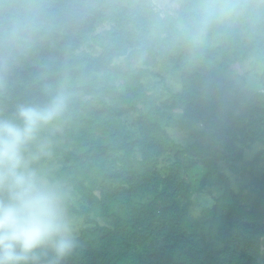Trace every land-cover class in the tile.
<instances>
[{
  "label": "trees",
  "instance_id": "obj_1",
  "mask_svg": "<svg viewBox=\"0 0 264 264\" xmlns=\"http://www.w3.org/2000/svg\"><path fill=\"white\" fill-rule=\"evenodd\" d=\"M23 2L0 0V26ZM84 43L73 29L53 34L0 74V114L38 102L41 78L68 58L86 73L103 71L102 56L74 54ZM237 56L233 48L190 68L168 64L179 88L156 70L85 88L48 160L76 199L70 214L84 221L67 264H264V105L231 81ZM154 76L166 93L155 91ZM206 193L222 202L219 232L217 205H197Z\"/></svg>",
  "mask_w": 264,
  "mask_h": 264
},
{
  "label": "clouds",
  "instance_id": "obj_2",
  "mask_svg": "<svg viewBox=\"0 0 264 264\" xmlns=\"http://www.w3.org/2000/svg\"><path fill=\"white\" fill-rule=\"evenodd\" d=\"M69 29L85 39L74 54L102 56L104 70L68 58L41 78L38 102L0 114V264H67L79 247L70 190L44 162L90 83L190 68L236 48L230 79L264 105V0H24L0 26V74Z\"/></svg>",
  "mask_w": 264,
  "mask_h": 264
},
{
  "label": "rangeland",
  "instance_id": "obj_3",
  "mask_svg": "<svg viewBox=\"0 0 264 264\" xmlns=\"http://www.w3.org/2000/svg\"><path fill=\"white\" fill-rule=\"evenodd\" d=\"M156 71L163 73L166 76V79H167L168 83L172 87L173 86L177 87V88L180 87V78L178 77L177 73L173 70V68H171L170 66L165 65V66H161V67L157 68ZM150 79H151L152 85L155 86V89H156L155 91L161 92V94L166 93V89L164 88V85L163 84H158V81L160 80V78L154 76L152 78L149 77V80ZM164 96H166V94ZM261 148H262V146H256L254 148V151H253L252 155L254 153H256L257 151L261 150ZM44 163H45V166L51 171L52 175L56 177L55 170L49 164L48 160L46 162H44ZM260 170L262 171V167H260ZM234 181H235V187L236 188H239L241 185L244 184L243 182H239L236 179ZM241 181H243V180H241ZM220 195H221V193H220ZM210 197H212L211 193H206L205 194V198L202 199V200L199 199L198 202H197V205L199 207V210L202 209V207L205 205V203H208L209 205H211L213 207H215L217 205V209L216 210L214 209L213 212L210 215H212V217L214 219V225L217 228L216 232H219L220 229L222 230L227 225L226 216L224 214L222 202H220V201L216 202L215 200H212V202L210 203L208 201V198H210ZM215 199H217V198H215ZM70 200H72V201H74L76 203V199L75 198H71ZM75 219L77 221V225H78V229H79L78 235H79L81 224H84L83 223L84 221L82 219H77V218H75ZM192 221H193V219H192ZM197 223H198V219L194 218V224H197Z\"/></svg>",
  "mask_w": 264,
  "mask_h": 264
}]
</instances>
